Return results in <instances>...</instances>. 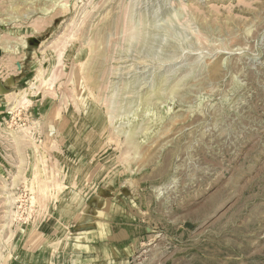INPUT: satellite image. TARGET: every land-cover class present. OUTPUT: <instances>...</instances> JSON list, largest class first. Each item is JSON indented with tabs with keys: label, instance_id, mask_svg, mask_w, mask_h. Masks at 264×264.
Wrapping results in <instances>:
<instances>
[{
	"label": "rangeland",
	"instance_id": "obj_1",
	"mask_svg": "<svg viewBox=\"0 0 264 264\" xmlns=\"http://www.w3.org/2000/svg\"><path fill=\"white\" fill-rule=\"evenodd\" d=\"M3 41L0 264H264V0H0Z\"/></svg>",
	"mask_w": 264,
	"mask_h": 264
},
{
	"label": "crops",
	"instance_id": "obj_2",
	"mask_svg": "<svg viewBox=\"0 0 264 264\" xmlns=\"http://www.w3.org/2000/svg\"><path fill=\"white\" fill-rule=\"evenodd\" d=\"M82 261V262H81ZM109 261H116L113 258H111ZM77 264H99L100 263V259L97 261V259H93V258H88L87 261H85V259L81 260L79 259V261H77Z\"/></svg>",
	"mask_w": 264,
	"mask_h": 264
},
{
	"label": "bare ground",
	"instance_id": "obj_3",
	"mask_svg": "<svg viewBox=\"0 0 264 264\" xmlns=\"http://www.w3.org/2000/svg\"><path fill=\"white\" fill-rule=\"evenodd\" d=\"M7 43H9V42H5V41H3V42H0V47L1 48H3V49H6V48H8V46H9V44H8V46H7ZM24 43V42H23ZM11 46V45H10ZM19 65V64H18ZM214 69H216V68H214ZM42 73H43V70H42ZM42 73H41V71L39 72V70H38V74L36 75V77H35V79H39L40 77H42ZM44 76V75H43ZM45 79H48L47 77H45ZM23 94V93H22Z\"/></svg>",
	"mask_w": 264,
	"mask_h": 264
}]
</instances>
